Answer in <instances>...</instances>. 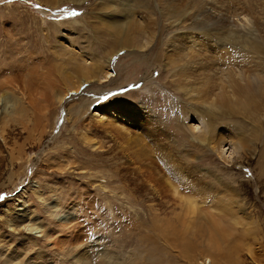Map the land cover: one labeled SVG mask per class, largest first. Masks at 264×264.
Instances as JSON below:
<instances>
[{
    "label": "rangeland",
    "instance_id": "obj_1",
    "mask_svg": "<svg viewBox=\"0 0 264 264\" xmlns=\"http://www.w3.org/2000/svg\"><path fill=\"white\" fill-rule=\"evenodd\" d=\"M156 7V0H0V264H264V100L230 97L216 71L219 109L207 107L202 69L188 79L173 73L195 55L177 66L161 57L174 29ZM142 9L146 18L152 12L153 32L145 34L156 41L141 57L130 50L134 23L112 22L130 13L142 26ZM207 47L203 55L213 59L218 52ZM93 65L96 76L108 74L93 80ZM127 104L155 116L154 142L124 119L117 124L127 135L93 118L100 109L114 125L105 107ZM204 117L216 138L244 140L229 165L191 140L188 126ZM137 150L138 172L124 158ZM162 159L181 167L178 179ZM223 183L230 197L208 193Z\"/></svg>",
    "mask_w": 264,
    "mask_h": 264
},
{
    "label": "bare ground",
    "instance_id": "obj_2",
    "mask_svg": "<svg viewBox=\"0 0 264 264\" xmlns=\"http://www.w3.org/2000/svg\"><path fill=\"white\" fill-rule=\"evenodd\" d=\"M75 1L79 3H83V2H86L87 0H75ZM156 3H157V7L159 9L160 14L163 16H167V17L169 16L170 23L168 21L167 23L170 24V27L174 29L172 37L168 38L167 40L168 41L167 44L169 43V45L165 48V51L160 55L162 58L165 57L164 60L167 61L171 66L175 65L176 64L175 62L179 60L181 61V59L182 60L185 58L187 59V57H189L192 54L195 55L194 57H192L194 61L193 65L191 66H188V64L186 66L179 65L180 68L178 70L173 69V73L174 72L178 73L177 75L183 74L188 79L189 75H191L194 71H198V70L200 71V69H202L203 71L202 75H204L203 85H205L208 90L206 91L207 92L206 98L207 99L211 98L210 105H207V107H210V108L216 107V109H219L218 105L213 103L214 101L218 100L221 97L220 92H218L219 90H217L216 92L214 83H212L213 79L216 76L215 74L216 71H217V79L222 84L226 85L227 88L225 89H227L226 92L230 94L229 95L230 97L235 98V99L237 98L244 99L245 96L248 94H255L259 99L264 100V0H156ZM146 10L144 11L142 9L141 11L138 12V15H141V19H143V22H141L142 26L134 22L137 20L132 18L134 15L130 13L124 16L121 20L112 22L113 24L125 25L123 26L125 28H128L127 25H129L131 22L132 24L134 23L135 26L133 25L134 26L133 28L135 29V40L133 41H135V44L132 43L134 45H132L133 47L130 50H132L133 54L141 56V57L143 56L142 49L149 48L156 41L154 33L150 32L148 34L147 32V34H145L148 28H151L152 30V27L149 25L154 24L152 23L153 21H151L150 19V15H152L151 10L148 11L149 16H147V18L145 17V14H144L146 13ZM228 14L232 17V21L230 20L229 16L226 17V15ZM109 16H112V15H108V19L110 18ZM143 24H145V26H143ZM130 30L133 31V29H130ZM132 33L133 32H130V34ZM193 33L196 34L197 35L196 37L200 39L198 41L199 44L194 39L195 35ZM128 42L131 44V41H128ZM208 44L210 48H214L218 52L215 56H213V59L211 57H207V55H203L204 54L203 52H205L204 50L208 49L207 47ZM224 56L226 58L228 57V59L225 61L223 59ZM202 58L205 59V61ZM108 62L109 60L105 61V64H108ZM219 62H221L220 64L221 67L220 65H218ZM175 66H177V64ZM92 68L96 70V74H93V77H91L93 78V80L104 78V75L106 76L108 74L106 73L98 77L96 75H99L101 72L99 67L96 65H93ZM217 79L215 80L217 81ZM86 82L87 80L85 78L80 79L78 82L77 89L80 88L81 84H84ZM212 84H213V88L210 89ZM217 89H218V86H217ZM192 91H193V88H192ZM198 93H199V90H198ZM207 99H205L204 101H206ZM216 103H218V101H216ZM115 109L117 108H110L109 106L105 107V111H109V113L114 112V115H110L109 119H112V117L115 116L114 117L115 119H112L115 126L112 125V123L110 124V121L107 122L108 116L105 118L107 121H103L102 118L104 116V113L100 109L96 111L98 112L99 115L95 114L96 116L94 115L93 118L115 129L117 133H125V135H127V130L124 127L118 128V124H117L120 119L121 120L124 119L127 122L134 124V127L136 129L143 131L147 139L150 141V143L154 142V137L150 130L154 122L153 121L149 122V121L152 119L154 120L155 116L151 114V111H147L145 108L137 106V105L128 106V104L125 106L124 105L121 106L117 110ZM138 113H139V117L137 116ZM141 118H145V119L141 121ZM200 119L201 120H198L199 124L188 126L189 133L193 137L191 138V140L199 143L200 145L206 146V148L211 153L215 154L220 160H222L224 164L229 165L232 157L235 155H239L241 149H243L244 146H243V143L241 142H243L244 140L240 139L239 140L240 142L235 143L232 140L227 141L229 139L228 136L226 137L227 138L226 140H224L225 138H223V136L221 137L218 136V138H216L217 136L213 133V131L210 129V126L207 124L208 119H206L205 117L200 118ZM106 132L108 133V137L111 139V141H113V143L116 146L118 147L121 146L123 149V146L125 145L123 144V142L122 143L117 142L116 138L114 137L112 133L113 131L107 130ZM135 136H136V133H135ZM134 141L136 142V144L137 142H139L140 145L143 144V140L140 141L138 139H135L133 140V142ZM227 145H229V147L226 149L225 147ZM147 146L149 145H146V146L143 145L139 147L141 148L142 155H144L143 153L145 152V149L143 147H147ZM134 148H138V147L134 146ZM123 152H126V150L123 149ZM139 153L140 152L137 150L136 153L134 154H127L124 156L125 159L128 157L127 165H132V168H134L133 170L134 171L137 170V172L139 168H136L134 166L136 165V163H139V161H143V158L141 159L140 156L138 157ZM146 156L149 159H151L150 158L151 154L149 153V151L147 152ZM170 161L171 160L162 159L160 160V163L161 165H163V167H165L167 171L171 172L172 175L175 178H177V172L181 173V167H177L178 165L176 166L174 165V163L171 164ZM176 161L179 162L178 160ZM204 171L206 173H210V171L208 170H204ZM180 173H178V175ZM200 185L201 184L197 186H200ZM167 186L170 187L172 195H175L176 197H181L179 196L177 188L171 185L169 181L167 182ZM202 186L203 185H201V188ZM148 187L152 190L153 194L156 197L159 195V192L154 189V186L150 185L149 181H148ZM208 187H209V184H208ZM221 188L225 190L223 191L222 190L221 191L212 190V189L210 190L208 189L209 191L207 189L206 190L208 191V193L213 195V197H217V195H220L221 192L226 194L227 196L228 195L227 193L231 192L229 191L230 188H228L225 185L222 186ZM207 191H204V192L207 193ZM228 196L230 197V195ZM180 199L182 200L183 198L181 197ZM192 199L184 198L183 200L188 201L187 203H189V206H190L188 207L192 208L193 210L197 208V205L195 203V200H192ZM212 207L213 205L211 206V208Z\"/></svg>",
    "mask_w": 264,
    "mask_h": 264
},
{
    "label": "snow or ice",
    "instance_id": "obj_3",
    "mask_svg": "<svg viewBox=\"0 0 264 264\" xmlns=\"http://www.w3.org/2000/svg\"><path fill=\"white\" fill-rule=\"evenodd\" d=\"M77 14H78V13H76V12L69 13V15H73V16H75V15H77ZM137 87H138V85H137ZM104 99L107 100L108 97H104ZM0 199H3V197H0Z\"/></svg>",
    "mask_w": 264,
    "mask_h": 264
}]
</instances>
